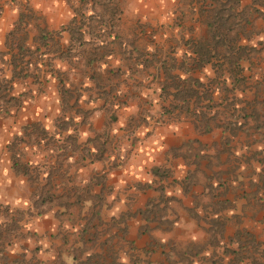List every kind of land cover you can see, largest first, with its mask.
Returning <instances> with one entry per match:
<instances>
[{
	"label": "crops",
	"instance_id": "0c3cea01",
	"mask_svg": "<svg viewBox=\"0 0 264 264\" xmlns=\"http://www.w3.org/2000/svg\"><path fill=\"white\" fill-rule=\"evenodd\" d=\"M120 1L87 39L0 0L4 97L30 89L0 113V264H264V0ZM34 5L88 45L61 72L23 60Z\"/></svg>",
	"mask_w": 264,
	"mask_h": 264
},
{
	"label": "rangeland",
	"instance_id": "374dc122",
	"mask_svg": "<svg viewBox=\"0 0 264 264\" xmlns=\"http://www.w3.org/2000/svg\"><path fill=\"white\" fill-rule=\"evenodd\" d=\"M62 1L66 3L65 5H67L71 14H73V17L76 19L75 22H72L71 25H67V26L72 27V29L74 30V34L76 33L85 34L87 36V37L85 36L87 39H93L95 36L100 39L101 38L100 35L102 34L105 35L104 27H107L108 25L111 24L110 20H107L108 16H111L113 14L115 16L118 13V10L115 9L114 5H111L112 0H62ZM118 2H120L121 5L123 4V2L121 3L120 0H118ZM39 7L40 5H34V9L30 8L27 13H24V15L22 16L23 19L21 23H19L18 26L16 27L17 29L14 35L16 37H19V40L23 41L26 47L30 48L31 50H34V48H37V47L39 48L38 51H35V52L33 51L32 54L30 53L25 54L24 59L23 58L22 59L29 61L30 64L33 63V65L35 63L38 64V62H40V64L44 66L46 62H49L50 60H52V58L56 57V63H55L56 70H59L61 72V66H62L61 62L64 59H68L69 57H72L73 55H76V54L78 55V53L83 52L84 50H86L85 48H88V45L82 44V41L74 40L72 44L73 46H71V48L67 47V50H61L60 45L62 44V42L60 41V35H61L59 33L60 31H58V33L53 32V31L50 32V30L46 28V22L44 20H41L40 17L37 15V13L40 12ZM47 7L48 5L46 6L43 5V8H47ZM119 13H120V9H119ZM32 31L35 32V34H37L36 35L37 41L34 40L35 41L33 43L34 45L32 44L31 39L29 40V35L32 33ZM25 37L27 38L25 39ZM57 57L59 58V60H61V62L57 61L58 60ZM30 64L27 67L28 72H31L32 70L37 71V69L40 68V66H38V68L33 69L32 65ZM21 78L22 80H26V81H22L24 84L23 85L24 89L21 91L19 97L16 98L17 101L16 100H6L4 96L8 94L9 92H11L13 85L11 84L9 80L4 82L3 79H0L1 80L0 82V109H1L0 113L5 112V109L7 108L10 110L19 108L18 106L21 105L20 97H22V95H27L28 92L30 91V89L28 88L29 85L26 84L27 83L26 76L21 75ZM28 80L31 81L30 78ZM25 86L27 87L26 89H25ZM52 87H53V84L49 86L45 84L44 86H42V88L41 86H38V88L43 90L42 92ZM44 96H47V95H44ZM63 97H64L63 100H66L65 102H67V100L70 101L72 99L73 94L71 95L65 94L63 95ZM63 100L62 102H64ZM43 103L45 104L44 101ZM65 104L68 105V103H65ZM254 105H255L254 101L252 102L248 101L247 108L250 109L249 107L250 106L254 107ZM44 107L50 109L51 105L46 104ZM70 107L71 108L66 106V109H69V110L73 109L72 106ZM48 120L50 119L48 118L46 120L45 118L42 119L43 122H47ZM62 120L63 118H60V124L64 122ZM23 254H25V252ZM26 256L29 257V255H26ZM30 259L31 257L29 258V260ZM21 261L23 262L25 261L24 257H23V260ZM44 264H46V262H44Z\"/></svg>",
	"mask_w": 264,
	"mask_h": 264
},
{
	"label": "clouds",
	"instance_id": "9594fccd",
	"mask_svg": "<svg viewBox=\"0 0 264 264\" xmlns=\"http://www.w3.org/2000/svg\"><path fill=\"white\" fill-rule=\"evenodd\" d=\"M77 119H79V117H77ZM50 123V122H49ZM16 203H20L19 201H17Z\"/></svg>",
	"mask_w": 264,
	"mask_h": 264
}]
</instances>
